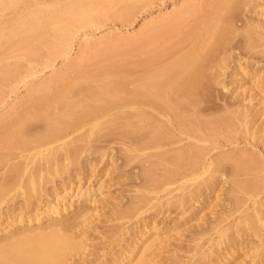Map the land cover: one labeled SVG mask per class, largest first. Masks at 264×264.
Returning <instances> with one entry per match:
<instances>
[{"label":"bare ground","instance_id":"obj_1","mask_svg":"<svg viewBox=\"0 0 264 264\" xmlns=\"http://www.w3.org/2000/svg\"><path fill=\"white\" fill-rule=\"evenodd\" d=\"M99 1L100 0H74L69 5L65 6H61L58 2L61 7L58 6V3L53 2L51 5L44 6L45 9L41 8L42 6L40 3H36V8H33V10H30L22 17L20 16L21 18L18 19L19 21L17 23L15 22L16 25L14 23L17 29H22V34H20L22 36L18 37L20 40L18 41L17 38L16 42L15 38H13L14 41H12V45H18V47H20V45L23 46L24 44V46L31 47L32 51H34V42H31V40H39L37 32L39 34V32L43 31L42 28L47 25L45 24L46 19H49L50 23L48 22L49 25L47 27L51 26L56 38L62 41H60L62 48H65V46L68 45L65 41H68V36L72 35L71 33L74 28L88 23H97L102 17H107L109 14L113 16L112 11L114 8H112L111 4L105 2L99 4L101 3ZM18 3L19 2L16 0H0V5L2 6H0V9L13 8L16 7V5L18 6ZM178 5L179 9H176ZM258 8L259 11L257 10ZM260 8L262 9L261 11ZM173 9L176 10L171 14L162 15L145 25L140 33H137V35L133 37L131 36V38L128 36V39H126L127 37L124 39V37L116 35L114 36V40L110 43H108V41L107 43L93 41L92 44L94 47L92 52L84 48L81 54H79V61L89 59L91 56L101 51L104 46L110 47L112 42L115 43L123 40H126V42L130 44L138 43L140 46L136 47V49L140 48L143 53L142 55L144 56L145 54V56L142 58V55H140L142 59L136 61L130 60L134 62H131L128 68H126L124 64L125 69L122 68L124 69L122 73L125 74L123 77L120 78L118 76L117 78L99 81L100 83H97L95 86L96 88H94L93 91H91L92 89L90 90L91 101L88 100L90 102L86 103V101L82 99L85 96H82L84 94L81 92L83 91L81 88L78 90L72 89L69 83H66V86L63 85V89L60 90L59 88L58 90L61 92H58L62 95L60 96V100L62 97H66L67 99L68 94H71L68 93L69 91L74 92L76 98L73 102L70 101L71 103L64 104L65 106L60 115H57V112V114L55 113L58 117L52 124H47V128L43 127L47 129L44 130V135H38V133L37 136L34 135L35 138L33 140L30 139L31 142H23L24 137L28 136L27 131L31 125L35 121H39L38 119L47 118L44 112L51 106V102L48 100L49 97L47 98V101H49L48 104L46 102L45 106H41L42 108L35 106V109L32 108L33 110H29H32V112L26 110V112L23 111V113H18V117L16 119L14 118L15 121L12 122V128L10 126L11 129H7L8 132H6L7 135H11L14 140L12 142L11 139H9L10 142L3 141V143L6 142L4 143L6 146V149H4L6 151L4 152L1 148L3 152H0V163L3 164L2 169H4L2 174L0 173V264H76V261L80 258L79 256L85 254V245L83 246L81 244L84 243V237L88 234L86 233L88 226L91 227L89 224L95 219V213H92L95 210L91 208H93V206L95 207L93 204L98 200L95 198V196H97V188H95V190L91 188L92 177L96 178L95 173L98 172L96 166L92 164L95 156L94 153L97 154L98 152L101 157L109 155L106 154L108 151L105 149L96 150L98 148L96 147L95 149L92 142H101V140H104V138L111 133L119 134L126 138L125 140L129 141L130 144L128 146L130 147L129 150L127 149L129 152L127 161L131 162L133 159L137 161L138 158L141 157L142 159L143 157L142 161L145 160V165L146 163L149 165L146 169L143 168L145 182H142V185L139 184L140 186H138L139 188L137 189V192L141 191V194L138 192L139 195H135L133 198L130 196L132 198L129 199L130 203L128 202L129 200L127 201L129 205L126 206L123 204L126 207H117L116 205V209L113 210V215L111 211L110 215L113 216L111 217L114 223L115 221H123L129 214H132L131 212H134L138 217V215L141 216L146 210L158 207L157 211L153 213L157 218L158 215L162 214V216H164L166 212L174 208L175 211L173 212L176 213V218H178L176 220L184 218L186 222L194 221L197 224V226H194V228H197H195L196 232H193L194 236L191 238V245L190 247L187 246L189 248L185 251L190 255L188 257L186 256L187 259L182 261V264H211L215 258H220L221 260H219V263L221 264L222 262L228 264L234 260V257L239 251L245 250V248L249 249L248 251H250V254L248 255V251L245 252L247 254L245 260L243 259L242 262L236 264H264V202L259 203L258 201L259 204L256 206L257 198H255L254 207H250L252 209L251 212L249 210L250 208L243 210L241 208L242 204L238 206L237 203H240V199H238L239 202L235 199L234 201H236L235 204L237 205L233 202V207L230 205L232 208L229 209L226 207L229 210H224V212H227L225 214L222 212L224 216L222 215L217 218L218 215H214L216 216L214 220L213 218L210 219L211 217L208 218L209 216L206 212L209 211L213 215V205L216 208L217 201L219 203L218 194L216 192H222L223 190L222 187L220 189L219 187L221 185L225 186L226 183L229 184L231 182V180L229 182V180L225 178L226 174L221 171L224 167L222 166V160L224 159L222 158L220 161L216 160L217 162L213 160L215 163L212 161H210V163L207 162V164L209 163L207 166L204 163L206 167H203L202 170L201 166L203 161L200 159L201 155H199L197 151L199 149L200 152V148L196 147L200 141L197 144L195 143L196 145L190 142L189 144L186 141L187 144H182V142L186 140L182 136L194 135L202 129V127L204 129V126L209 124L206 123L208 120L206 121L205 119V121H203L204 119H202L201 116L205 113H209L210 105L208 104L213 100V94L215 96L217 91L216 93L213 92L217 89V85L222 86L221 84L226 82L221 79L229 74L227 72L229 69H237L238 72L240 71L239 75L243 77V81L240 80L242 83L239 81L240 85L238 86L237 84L240 91L244 93L246 90L248 92V90L250 91L251 88H254L247 79L248 75L253 71L249 70V72L247 69H252L254 66L250 59H254L259 55L264 56V0H207L206 3L202 5L199 4L198 0H178ZM11 26V29H9L10 36L11 33L15 34L17 32L15 27ZM14 30H16V32H14ZM43 33L45 34L46 30ZM42 36L43 35H41V37ZM8 40H10V38ZM89 42L91 41L86 39L84 41V46H87ZM31 44L33 46H31ZM36 44L38 43L36 42ZM115 47H113V49ZM130 48L131 46L127 49ZM25 50L27 51V49ZM28 50L30 51V48ZM133 50L134 49H132V51ZM132 51L128 52L127 50L126 52L130 54L134 53V51ZM128 53H126V56ZM128 65L129 64H127V66ZM232 72L233 71H231V73ZM234 74L235 73H233V75ZM251 74L255 75V73ZM257 76H259V74H257ZM80 77L83 76L80 75ZM95 77L97 76L95 75ZM251 77L252 80H254L253 76ZM71 79L73 82L75 81L74 78ZM76 79V81L80 80L78 78ZM81 80L83 82L84 79ZM85 80L87 81L88 79ZM69 81L71 82V80ZM89 82L92 83V81ZM226 85L224 84L223 88L226 89ZM258 85L259 84L255 87L257 88ZM248 86L249 89H247ZM82 88L85 89L84 86ZM37 92H39L38 89ZM66 93L68 94L66 95ZM250 93L252 94L251 91ZM253 93L254 95H252L255 96L256 93L254 91ZM52 94L54 93L52 92ZM259 94L261 95V93ZM243 98H246L245 95ZM254 98H256V96ZM82 101H84L85 104ZM52 102L55 101L52 100ZM58 103L56 104L58 105ZM62 103H64V101ZM240 105L241 107H245L244 105L242 106V104ZM240 105H238V107ZM14 110L16 109L14 108ZM74 110H76V112ZM240 111L243 112L241 109ZM241 112L239 113L241 114ZM244 114L243 112V115ZM247 115L244 119L246 122H249V117L248 120H246ZM233 116H235L234 113ZM48 117H50V114ZM218 119L220 120V118ZM116 120H120V124ZM115 121L118 123V127L119 125L122 127V130L120 127L118 128V130H121H119V132L116 130V125L115 129H113L114 126L112 128L115 132H112L109 127L110 124L113 122L115 123ZM47 122L49 121L47 120ZM249 124H251V122ZM215 128H217L216 125ZM82 129H86V132L84 134L82 133V136L81 134L78 138H73L71 136L72 134L75 135V133L80 132ZM41 133L42 132H40V134ZM69 136H71L73 140L71 142H65L68 141L67 138H69ZM203 136L206 137L205 135H202V137ZM2 138L1 140H3ZM114 139L115 138L112 137V140ZM125 140H123L124 143H127L128 141L126 142ZM63 141L64 143H62ZM18 142L20 144L25 143L26 147L24 144H22L23 147H21ZM84 142L89 146L87 149L82 145ZM84 152L90 155L93 154L94 156L91 155V157L93 156V158L90 159L91 161L85 162L86 164L82 163V165H85L81 166L79 170L75 168L77 171L74 172L71 166H73V164L79 165L81 161L80 158L84 159V157H81L82 154L84 155ZM91 157L88 156V158ZM202 157L204 158V156ZM10 158L15 160L18 159V162L9 163V161L12 160H10ZM99 158L100 157H98L97 160H99ZM108 158L110 159V156ZM230 158L228 157V160ZM247 159L248 158H245V156L236 157L234 159L238 164H236L234 168L235 175H237L238 171L245 168L244 164L250 160ZM104 160L105 158H103L102 161ZM200 162L202 163L201 166H199ZM126 164L127 162L124 163V165ZM129 164L127 166H130ZM249 166L251 165L249 164ZM120 167L121 166L118 168ZM233 167L234 166H232V168ZM82 170H87L86 172H88L86 175V183L88 186L85 189L82 188L84 186L81 187V175H84L85 172ZM159 170L164 171H162L164 173L162 176L157 175V171L160 172ZM200 170L202 172H200ZM244 170H246V168ZM105 171L107 173V170ZM209 171L211 172L209 176L207 175V178H202L205 174H208ZM230 173L233 174L231 171ZM64 174L68 176L63 177ZM216 174H221L222 178L215 177ZM57 177H61L60 179H62V181H59L61 184H58L56 181L58 180L56 179ZM222 179L226 180L223 181ZM76 180H78V182H76ZM141 180L143 181V179ZM60 185L61 188H63L62 191L60 190ZM232 185L229 184L231 187L230 189H228L229 187H225L228 189H226L225 195L228 196L229 193V196H232L239 188L243 190H247L248 188V184L239 182L236 178L235 183ZM98 187H100L99 184ZM101 187H103L102 184ZM175 192L176 195H173ZM244 196L246 197V195ZM231 198H234V196L230 197V199ZM249 198L245 201H249ZM33 205H35V207ZM36 206L38 209L40 207L41 211L38 212V209H35V215H28L27 218H25L26 215H23L22 212L29 209L31 210V208L34 210ZM4 208H7L5 209L6 212L8 211L7 213L4 212ZM240 208L242 211H239ZM23 209H25V211H23ZM215 212L217 214V211ZM218 212H220V210ZM33 216L34 218H32ZM164 218L166 217L164 216ZM42 220L44 221V225L42 224L43 226L39 225ZM139 220L145 219L141 218ZM156 221L159 223L158 226L155 225ZM156 221H151L149 223L150 225L147 227V223L144 222L145 230L143 228L140 234L141 236L145 235V238L141 240L140 235L137 236L140 238L141 242H143L140 244L135 237L137 240H135V243L133 240L134 238H131L133 240L132 242L135 244H131L133 246L129 245V252L124 253V255L121 252L123 256L120 257L131 259L133 256H139L138 260L136 259L137 261L133 260L135 261L134 264H155L154 261L156 260V256L163 254L162 251H166V241L168 240H166L164 235H160L162 234L160 233V229L163 228L159 225L163 222L160 220ZM116 224L120 225L121 223ZM118 227H115V231L120 234V231H118L120 228ZM150 228L152 231L149 230L150 233L147 234L148 231L146 230ZM127 229L126 231L130 230V228ZM137 230H135V232ZM139 230L141 231V229ZM109 231H112V227ZM130 234H132V232ZM134 234H139V232L137 231V233ZM115 236L118 238V235L115 234ZM76 239H79V241L81 240L83 243L80 242L81 244H79V241L77 242ZM112 245L113 244H111V246ZM215 245L216 248H213ZM222 245H225L224 249H222ZM114 248L115 247L111 250H114ZM120 248L122 249V247ZM182 248L179 246L177 247L176 244L177 255H179L178 251L183 250ZM115 251L116 250H114V252ZM214 254L216 256H214ZM112 257L114 258V255ZM99 258L100 256L98 259ZM247 258L250 259L248 260ZM128 261L129 260L124 262V264H131V261ZM86 263L88 264L89 262ZM116 264L121 263L119 261ZM156 264L159 263L156 262Z\"/></svg>","mask_w":264,"mask_h":264},{"label":"rangeland","instance_id":"obj_2","mask_svg":"<svg viewBox=\"0 0 264 264\" xmlns=\"http://www.w3.org/2000/svg\"><path fill=\"white\" fill-rule=\"evenodd\" d=\"M16 1L19 2L18 6L16 5V7H13V8L10 7V8H5V9H3V8L0 9V141H1L0 142V145H1L0 146V152L1 151L3 152V150H4V152L6 151L5 150L6 146L4 143H6L7 141L10 142L9 139H11V142L14 140V138L11 135H7L6 132H8L7 129L10 130L12 128V126H13L12 122H14L15 119L18 117V115L20 113H23V111L26 112V110H27L28 112H32V110L35 109L34 108L35 106L38 108L39 107L42 108L41 106L42 105L45 106L46 102L48 104L49 101H47V98L49 97L48 100H50L51 106L46 110V112H44L45 115H47V118H45V119L41 118V120L38 119L40 122L35 121L36 123L34 122L32 124L33 126L31 125V127L29 128L30 131H29V129L27 131L29 137L25 136L24 141L22 140L25 143L26 142L29 143L28 141H30V139L33 140L35 138L34 135L37 136L38 133H39L38 135H44V133H45L44 130H47L44 128L45 127L47 128V124L50 125V123L52 124V122L57 119V117H58L57 115H60L61 112L63 111V108L65 106L64 104L65 103H71L76 98L74 95V92L69 91L68 93H71V94L66 93V95L68 94L69 97L67 96V99H66V97L65 98L62 97L63 100L62 99L60 100V98H61L60 96H62V95L59 94L58 91L63 89V87L67 85L66 83H69L71 85L70 87L72 89L78 90L81 88V90H83L81 92L84 94L82 96L83 97L85 96L82 99L84 101H86V103L90 102L91 101L90 100L91 99L90 90L92 89L91 91H93L94 88H96L95 86L97 85V83L99 84L101 82V80L103 81V80H107L109 78H117L118 76L120 78L123 77V75L125 73L123 74L122 70L124 71L125 67L128 68L130 66L131 62H134L138 59H142L145 56V54H144V56L142 55L143 53L141 52L140 48L136 49V47L140 46L138 43H131L130 44V43L126 42V40H123V41H119V42H115V43L112 42L110 44L111 45L110 47L104 46V48L101 51H99L97 54L91 56L89 59L79 61L78 60L79 54H81V51L84 48L88 51L90 50L89 52H92L93 47H94L92 44L93 41H100V42H106V43L108 41V43H110L111 41L114 40V36H116V35L122 36V37H124V39H125V37H127L126 39H128L129 37L131 38V36L133 37V36L137 35V33H140V31L143 29V27L145 25L156 20L158 17H160L162 15L171 14L174 10L179 9V5L176 7V9H173L175 3L178 0H116V1L115 0H106V1L100 0L99 2H101V3H99V4H103L104 2L111 4L112 8H114L112 11L113 16H111L109 14L110 16L107 15V17L106 16L102 17V19H100V21H98L97 23H92V24L88 23L85 25H81L77 28H74L72 30V33H71L72 35L68 36L69 37L68 41H65V43L66 42L68 43V45H66L65 48L64 47L62 48V46H61L62 41L56 38V36L54 35V30L51 28V26L47 27L49 25L48 22L50 23V20L46 19V23H45V24H47V25H45L46 28L45 27H44L45 29L42 28L43 31L39 32V34L37 32V36H38L39 40L38 41H34V40L32 41L31 40V42H34L33 43L34 46L32 44H31V46H33L35 49V50L33 49L34 51H32L31 47H27L26 45L24 46V44H23L24 47L22 45H20L21 48L18 47L17 44H16L17 46L12 45V41H14L13 38H15V42H16L17 38L22 36V35H20V34H22V32H21L22 29H20V28L17 29V26L15 27L14 23L15 22L17 23L19 21L18 19H20L27 12H29L30 10H33V8H36V6H37L36 3H38V4L40 3L42 6L41 8L45 9V7L47 5H49V4L51 5V4H53V2L54 3L59 2L61 4V6L62 5L65 6V5H69L74 0H16ZM198 1H199V4L202 5V4H205L207 0H198ZM59 3H58V6L61 7L59 5ZM114 5H115V7H114ZM116 10H118V11H116ZM257 10L259 11V8ZM261 10L262 9L260 8V11ZM16 23H15V25H16ZM11 25L15 27V29L17 30V32L19 34L16 32V30H14V32H16V33L15 34L11 33V36L9 35V33H10L9 29H11L10 28ZM47 28H48V30H47ZM42 29H40V30H42ZM45 30H46V33L44 34L43 32H45ZM41 35H43V36L41 37ZM9 38H10V40H8ZM32 39H34V38H32ZM86 39H89L91 42H89V44L87 46H84V41ZM19 40H20V38H18V41ZM36 42L38 44H36ZM130 46H131V48L127 49ZM113 47H115V48L113 49ZM13 48H15V49H13ZM29 48H30V51L28 50ZM25 49H27L28 52ZM132 49H134L133 50L134 53H131V54L128 53V52L132 51ZM127 50H128V52H126ZM126 53H128L127 56H126ZM140 55H142L141 56L142 58L140 57ZM76 60H77V62H76ZM130 60H134V61H130ZM250 61H251V63L253 62L252 64H254L255 68L253 66L252 69L248 68L247 70L248 71L252 70L253 72H251V73H253V74L255 73V75H252L250 73L251 75L249 74L247 79L253 85L252 87H254V88H251L250 91L252 92L253 95H254L253 91L256 93L255 94L256 98H254L255 96H253L249 90H248V92L246 90V92H244V93H243V91H240V89L237 87V84H238V86L240 85L239 81L240 80L243 81V77L241 75H239L240 71L238 72L237 69H234V70L229 69V71H227L229 73V74L227 73L229 76L225 75L226 77H223V79H221L224 82L226 81L227 83L225 82V83L221 84L222 86L217 85L218 86L217 89H215L213 92V93H216V91H217V93L215 94V96L213 94V100H211L210 104H208V105H210L209 108L213 114L210 111H208L209 112L208 114L205 113L201 116L202 119H204L203 121H205V119H206V121L208 120V122H206V123H209V124L205 125L204 129L202 127V129L199 130L200 132L198 131L197 133L194 134L196 136V138L194 135L182 136L186 139L182 142V144L183 143L187 144L190 142L191 144L196 145L200 141L196 146V147L200 148V152H199L198 148H196V149H198L197 151H198L199 155H201L200 159L203 161L202 162L203 164L201 162L199 163V166H201V164H202V166H201L202 170H203V167H206L210 163V161L215 163L216 160L220 161L223 158L224 160H222V162H223L222 166H224V167L222 169H224V170L221 169V171L226 174L225 178H227L229 180V182L231 180V182L229 184L230 185L234 184L235 178L239 182L248 184L247 190H243V189L239 188V190L237 192H234L232 194V196L231 195L229 196L228 192H227L228 196L225 195L226 191L231 188L228 183H226L225 186L221 185L219 187V189L222 187L223 190H222V192H219L218 191L219 189H218L217 191L219 193L216 192L218 194L219 203H218V201H217V203L214 202L217 204V206L215 204L216 208L213 205V210L211 209L213 212V215L209 211L206 212V214L208 213V216H209L208 218L211 217L210 219L213 218V220L216 218L217 215H218L217 218H219V216H222L223 215L222 212L224 214L227 213V212H224V210L227 211L230 208H232L233 207L232 203L234 202V204H235L236 201H238V199H240L239 200L240 203H237V204H238V206H239V204H242L241 208L243 210H246L250 207L253 208L254 202L256 200H257L256 206L259 203L264 202V141H263L264 140V128H263V126H264V124H263L264 123V86H262V85H264V56L259 55L254 59H250ZM257 63H259V64H257ZM124 64H125V67H124ZM127 64H129V65L127 66ZM122 68H124V69H122ZM231 71H233V72L231 73ZM234 71H237V72H234ZM98 72H100V73H98ZM66 73H67V75H66ZM233 73H235V74L233 75ZM57 74H59V75H57ZM137 74H138V72H137ZM230 74H232V75H230ZM257 74H259V76H257ZM80 75L83 77H80ZM95 75L97 77H95ZM59 76L61 78L63 77L64 79L63 78L61 79ZM251 76H253L254 80H252ZM75 77L80 79V80H78L79 82L76 81L77 79ZM85 77H88V78H85ZM65 78H68V79H65ZM71 78H74L75 81L73 82ZM90 78H91V80H90ZM81 79H84L83 82ZM85 79H88V80L86 81ZM69 80H71V82ZM94 80H95V82H94ZM89 81H92V83ZM241 81H240V83H242ZM80 82H82V83H80ZM46 84L47 85L51 84V85L47 86ZM75 84H78L80 87L78 85H75ZM224 84L225 85L227 84L226 89L223 88ZM228 84H230V85H228ZM257 84H259V85L256 88L255 86ZM83 86L85 89L82 88ZM59 88H60V90H58ZM37 89L39 92H37ZM247 89H249V86ZM237 91H238V94H237L238 96L236 95ZM49 92H51V93H49ZM52 92L54 94H52ZM232 92H233V95H232ZM259 93H261V95ZM37 94H39V95H37ZM55 94L57 95V97ZM58 94H59V96H58ZM73 95H74V97H73ZM244 95L246 98H243ZM63 96H65V95H63ZM234 96H235V98H234ZM52 97H53V99H52ZM239 97L241 100L239 99ZM71 98H72V100H71ZM52 100H54L55 102H52ZM88 100H90V101H88ZM63 101H64V103H62ZM84 101H82V102H84ZM241 101H243V102H241ZM246 101L247 102L249 101V102L247 103ZM56 103H58V105ZM84 104H85V102H84ZM240 104H242V106L244 105L245 107H241ZM238 105H240V106L238 107ZM14 108L17 111L14 110ZM252 108L256 111H254ZM30 109H32V110L29 111ZM240 109L246 115L249 114V115H247V119H246V120H248V117H249V119H250L249 122L245 121L244 117L246 115L245 114L243 115V112H241ZM76 110H74V111L76 112ZM251 110L254 112H252ZM113 112H116V111H113ZM237 112L238 113L241 112V114L240 113L238 114ZM48 113L50 114L51 119H50V117H48L49 116ZM51 113H52V115H51ZM233 113L235 116H233ZM74 114H76V113H74ZM252 114H254V115H252ZM10 116H12V117H10ZM238 116H240V117H238ZM250 116H251V118H250ZM1 118H2V120H1ZM211 118H213V119H211ZM218 118H220V120ZM253 119H255V120H253ZM47 120L49 122H47ZM210 120H211V122H210ZM116 121L120 124V122H119L120 120L119 121L116 120ZM116 121H115V123L114 122L111 123L109 126L110 129L112 130V132L113 131L115 132V130H113V129H115L117 127L116 130H118V128L121 126V125H119V127H118V123H116ZM250 122H251V124H249ZM43 124L46 126H44ZM115 125H116V127H115ZM215 125L217 128H215ZM244 125H246V126H244ZM249 125H251V126H249ZM10 126H11V128H10ZM113 126H114V128H113ZM5 129H6V131H5ZM120 129L122 130V127H120ZM213 129H214V131H213ZM246 129H247V131H246ZM256 129H257V131H256ZM119 130H118V132H119ZM40 132H42V133L40 134ZM85 132H86V129H82L80 132L75 133V135L72 134L71 136L73 138H78V137H80V134L82 136ZM5 133H6V135H5ZM210 134H211V136H210ZM117 135H119V134H115V133L109 134V136H106L104 138V140H101L102 143L100 141L99 142L98 141L92 142L95 149H96V147L98 148L96 150H104L105 149L106 151H108V152L105 151L106 154H109V155L105 154L106 155L105 157H101V155H99V153L97 152V154L99 156L96 153H94L95 156L93 154H91L94 156V158H93V156L91 157L90 154H88V153L86 154L84 152V155L83 154L81 155V157L82 158L84 157V159L80 158L81 161H80L79 165L73 164V166H71V169L74 172H76L77 170H79V168L81 166L86 164L85 162H89V161H91L90 159L93 158L92 164L94 166H96V170L98 172L95 173L96 178L92 177L93 183L91 182V188L94 190H95V188L100 189V190L98 189V191L96 189V195L97 196H95V198H97L98 200L95 199L96 203L93 204V205H95V207L93 206V208H91V209L95 210L92 212V213H95L94 214L95 219L93 220L94 222L93 221L91 222L92 224L91 223L89 224V225H91V227L88 226V230L86 232L88 234L84 237V243L81 242V240L79 241V239H76L77 242L79 241L78 242L79 244L83 243L81 245H83V246L85 245L84 247L87 250L86 251L84 249L85 254H82L81 256H79L81 259L78 257L79 259L76 261V264H81V263L85 264L86 262H89L88 264H92V263L93 264H95V263L96 264H104V261H105V264H111V263L116 264L119 261L121 264H124V262H126L127 260H129L128 262L131 261V264H134L135 261L138 260L139 256L138 257L133 256L131 259H127L126 257L123 258L120 256H123L124 253L129 252V250H130L129 245L135 244L137 241L136 239H138L137 242H139L140 244L143 242V241L141 242V240H142V238L143 239L145 238L144 237L145 235L141 236L140 232L143 231L142 230L143 228L145 230V226H144L145 223L144 222L147 223V225H146V227H147L148 225H150L149 223L151 221L155 222L156 220H160L163 222L159 225V226H162L161 228H163V229H160V233H162V234H160V233L159 234L161 236L164 235L166 240L167 239L168 240L166 241L167 246L165 245L167 247V248H165L166 251L164 250V251H162L163 254L157 255L155 258L156 259L155 261L158 262L159 264H179V263L182 264L181 262L185 261L187 259L186 256L188 257L190 255L189 253H187L185 251L191 245V238H192V236H194L193 232H196L195 228H197V227L194 228V226H197V224L194 221L186 222V220L184 218L183 219L180 218L179 220H176L178 218H176V216H177L176 213L173 212V211H175L174 208H171L170 211H168V212H166V214H164V216L166 218H164V216H162V214L158 215L159 217L157 216V218H156V216H154L155 214L153 215V213H155L157 211L158 207H155V209L153 207V209L150 208V209L146 210L144 213H142L141 216L138 215V217H137V215L134 214V212H131L132 216L129 214V216H128L129 219L127 217V218L123 219V221H121V220H120V222L115 221V223L112 220L113 210L116 209L115 208L116 205H117V207H122L125 205L127 206L130 203V200H129L131 198L130 196H132V198H133V196L141 194V191H138V192H140L138 194L137 189L139 188L138 186L142 185V182L143 183L145 182L144 181L145 177L143 174V168L146 169V167L149 166L148 163H146V165H145V160L142 161L143 157H142V159H141V157L138 158L137 161L135 159L131 160V162L127 161V156L129 155V152L127 151V149L129 150L130 146H128V145L130 143L128 140H125L126 138L122 137L121 135H119V136H117ZM202 135H205L206 137H204V136L202 137ZM1 136L2 137L5 136V137L2 138ZM71 136H69V138H67L68 141H65V142H69V141L71 142L73 140ZM111 136L114 137L115 139L112 140ZM1 138L3 140H1ZM5 138H7V139H5ZM211 138H214V139H211ZM123 140H125L126 142L128 141L127 142L128 144L124 143ZM3 141H6V142L3 143ZM103 141H105V142H103ZM195 141H197V142H195ZM25 143H22V144H24V146L26 147ZM62 143H64V141ZM84 143H82V145L87 149L89 146H87L88 145L87 143H85V144ZM22 144H20L21 147H23ZM180 145H181V143H180ZM123 150H125L126 152ZM87 155L91 158H88ZM109 156H110V159L108 158ZM202 156H204V158ZM240 156H242V157L245 156V158H248L250 160L247 159L248 161L246 162V164H244V167L246 168V170H244L245 168H243L242 170L238 171L237 175H235L236 173L234 172V168L236 167L237 163H236V160H234V159L236 157H240ZM98 157H100L101 159L99 158V160H97ZM228 157L229 158L231 157V158L228 160ZM103 158H105L104 161H102ZM10 160L11 161H9V163H16V161L18 162V159L15 160L13 158H10ZM213 160H215V161H213ZM126 162H127V164L124 165V163H126ZM207 162H209V163L207 164ZM82 163H85V164L82 165ZM204 163L206 164V166L204 165ZM128 164L130 166H127ZM249 164L251 166H249ZM118 165L121 167L118 168L119 167ZM2 166H3V164L0 163V173L1 174L4 170V169H2ZM106 166H108V167H106ZM116 166H117V169H116ZM124 166H126V167H124ZM141 166H142V168H141ZM232 166H234V167L232 168ZM101 168L102 169L106 168L105 170H107V173L104 169L102 170ZM201 168H199V169H201ZM249 168H251V169H249ZM87 170H82L83 172L85 171L84 175L83 174L81 175V178H82L81 187L84 186V187H82L83 189L87 188V186H88V184L86 183L87 182L86 181L87 180L86 175L88 173V172H86ZM140 170H142V171H140ZM162 171H160V172L157 171V175L162 176L164 174L163 173L164 171L163 172ZM210 171L208 174H205V176H203L202 178H207L209 176V174L211 173ZM230 171L233 172V174L230 173ZM245 171H247V172H245ZM200 172H202V171L200 170ZM67 176L68 175H66V174L63 175V177H67ZM215 177L222 178L221 174H216ZM60 178L61 177L56 178V179H58V180H56L58 182V184H61V182H59V181H62V179H60ZM140 178L143 179V181ZM219 180H221V179H219ZM224 180H226V179H224ZM76 182H78V180H76ZM98 184L100 185V187H98ZM101 184L103 185V187H101ZM59 187L61 188V185ZM225 187H229V188L227 189ZM62 189L63 188H61L60 190L62 191ZM134 189H135V191H134ZM243 194L246 195V197ZM254 194H256V195H254ZM173 195H176V192ZM247 195H249V196H247ZM257 195H258V197H257ZM233 196H234V198L230 199V197H233ZM248 198L250 200L245 201ZM255 198H257V199L254 200ZM235 199H236V201H234ZM252 200H253V202H252ZM258 201H259V203H258ZM202 202H203V200H202ZM245 202H246V204H245ZM115 203H117V204H115ZM118 204H119V206H118ZM123 204H125V205H123ZM218 204L220 206H223L224 209H223V207H220ZM237 204H235V205H237ZM230 205L232 207H230ZM33 206L35 207V205H33ZM226 207H228L229 209ZM148 208H149V206H148ZM241 208L239 209V211L241 210ZM251 208L249 210L252 212ZM5 209H7V208H4V212H6ZM35 209L37 210L38 207L36 206V208H34V210L31 208L32 212L30 209L27 211H25V209H23V211H25V212H22V211L21 212L23 213V215H26L25 218H27L28 215H35V213H36ZM219 210H220V212H218ZM40 211L41 210L39 207L38 212H40ZM111 211H112V215H110ZM215 211H217V214ZM168 213H170V214H168ZM214 215H216V216H214ZM203 216H204V214H203ZM98 217H99V219H98ZM32 218H34V216ZM141 218L142 219L144 218L145 220L146 219L147 220L146 221L141 220L142 221L141 222L139 220ZM151 218H153V219H151ZM110 220H112V221H110ZM137 220H139L140 222ZM116 223H118V224L121 223L120 224L121 227H120V225H117ZM155 223L154 224L158 226L159 223H157V221ZM42 224L44 225L43 220L39 223V225L43 226ZM97 225H99V226H97ZM114 225H116V226H114ZM205 226H207V225H205ZM111 227H112V231H109L111 229ZM115 227H118L120 229L123 227L121 230L120 229L118 230V231H120V234H119V232L115 231V229H116ZM127 228L128 229L130 228V230H128ZM96 229H97V231H96ZM113 229H114V231H113ZM126 229L128 231H126ZM139 229H141V231ZM194 229H195V231H194ZM135 230H137L139 232V234H134V233H137V231L135 232ZM149 230L152 231L151 228L147 229L146 230V231H148L147 234L150 233ZM126 232H128V233H126ZM131 232L133 235L130 234ZM107 233L110 235H108ZM113 233H114V235H113ZM121 233H122V235H121ZM115 234L118 235V238H117V236H115ZM138 235H140L141 240L139 237H137ZM108 236H110L111 239ZM135 237H136V239H135ZM131 238H134L133 240L135 243L132 242L133 240ZM112 242H114V243H112ZM111 244H113V245L111 246ZM176 244H177V247L179 246L180 248H182V246H183V248H182L183 250L178 251L179 255H177ZM131 246H133V245H131ZM187 246H189V247H187ZM113 247H115L114 250L117 251V252L115 251L116 253L114 252V250H111ZM120 247H122V249ZM172 247H173V249H172ZM184 247H186V248H184ZM127 248H128V250H127ZM213 248H216V245ZM224 248H225V245H222V249H224ZM106 250H108V251H106ZM248 250L249 249L245 248V250L243 249V250L239 251L236 254V256L234 257V260L229 262L228 264H236V263L242 262L243 259L245 260V256L247 255L245 252H247ZM121 252L123 253V255L121 254ZM175 252H176V254H175ZM184 252H185V254H184ZM104 253H105V255H104ZM98 254L100 256L99 259H98V257H99ZM249 254H250V251H248V255ZM113 255H114L115 259L112 257ZM159 256H160V258H159ZM214 256H216V255L214 254ZM116 258H117V260L118 259L119 260L117 261ZM217 259L216 258L214 259L216 261V264H221V263H219V260H221V259L220 258H217ZM133 260H135V261H133ZM214 260H213L214 263L211 261L213 264H215ZM155 261H154V263L156 264ZM109 262H111V263H109ZM222 264H224V262H222Z\"/></svg>","mask_w":264,"mask_h":264}]
</instances>
